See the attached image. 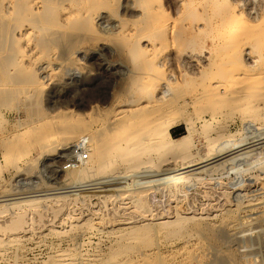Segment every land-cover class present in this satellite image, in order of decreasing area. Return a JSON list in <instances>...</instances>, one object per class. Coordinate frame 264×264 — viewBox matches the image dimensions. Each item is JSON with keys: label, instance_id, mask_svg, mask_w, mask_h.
I'll return each mask as SVG.
<instances>
[{"label": "rangeland", "instance_id": "rangeland-1", "mask_svg": "<svg viewBox=\"0 0 264 264\" xmlns=\"http://www.w3.org/2000/svg\"><path fill=\"white\" fill-rule=\"evenodd\" d=\"M151 1V12L157 17L154 28L168 24L177 30L183 28L185 43H190L185 44L186 51L171 37L154 43L155 66L147 70L143 81L154 85L147 98L136 102L138 91H129L135 72L125 39L135 32L136 18L128 14L141 13L136 6L138 0H98L102 8L94 20L88 21L86 30L78 28V15L69 3H64L66 11L59 15L60 27L43 34L48 35L49 49L39 59L37 75L43 82L40 93L34 89L24 93L19 84L15 87L19 94L0 99V264H49L59 253L68 254L70 264H264V117L261 122H249L252 109L247 111L248 117L243 111H226L217 116L208 112L196 114L202 105L198 101H203L200 94L204 87L215 85L218 79L217 83L228 85L229 92L252 87L257 82L254 75L264 72V0L218 1L223 7L235 5L231 11L234 16L240 14L247 21H258L256 39L247 42L252 48H244L252 51L245 59L248 68L244 70L240 65L243 73L228 72L229 75H225L226 66L219 64L221 54L212 49L211 38L215 34L208 24L213 18L207 17L210 14L200 7L206 0ZM155 6L159 8L153 11ZM190 11L195 15H190ZM183 57L195 62L194 68L180 66L178 61ZM203 58L204 63L197 62ZM208 60L213 67H209ZM43 63L51 67L47 69ZM12 71L10 67V74ZM152 76L156 80H150ZM160 93L164 98L156 99ZM256 101L243 102L253 106ZM150 103L151 107L166 104L165 107L179 110L169 129L173 139L186 134V123L193 129L194 146L188 164L182 166L179 174L187 176V180L170 190L161 188L162 171L172 167L164 163L161 170L143 169L129 179L113 175L111 166L105 179L85 177L72 182L77 167L68 169L66 164L73 149L80 140L106 129L110 116L107 110L118 114L125 110L134 115L146 104L149 108ZM170 115L171 112L166 117ZM79 122L87 127L84 134L76 137L72 129ZM219 125L224 131L227 129L229 138L209 149L205 135ZM210 135L214 136V132ZM140 190L153 214L179 210L186 213L188 220L181 219L183 223L180 220V227L174 225L176 229H163L153 221L138 225L140 218L135 222L128 214ZM112 219L122 222L117 231L110 230ZM80 222L89 226L76 228ZM134 223L140 227L137 237L118 240L117 233L134 227Z\"/></svg>", "mask_w": 264, "mask_h": 264}, {"label": "bare ground", "instance_id": "bare-ground-1", "mask_svg": "<svg viewBox=\"0 0 264 264\" xmlns=\"http://www.w3.org/2000/svg\"><path fill=\"white\" fill-rule=\"evenodd\" d=\"M97 1L98 0H0V99H10V97L15 96L16 93L19 94L18 91L15 89V87L19 84L23 85L22 92L24 93L30 89H34L37 92L39 91L38 93H40V90L43 87V82L41 83V81L38 78L39 74L37 75V72H38L37 70H39V59L44 55V53H46L45 51L49 49V44H48V39H47L48 35L44 37L43 34L48 33L50 30L52 31L53 29H56L57 27H60L58 19H59V15H61L63 11H66V9H64L62 5L64 3L65 4L69 3V5L72 6V9H74L76 14L78 15V21H76L77 23H75L76 25H78V28H80L81 30H86L90 26L88 25V23L91 22V20L95 19L96 12L98 13L99 8H102V6H100ZM149 1L151 0H138V3L136 6L139 8V10H141V13L139 14L129 13L128 14L132 18H136V21H134L136 23L135 32L131 34L130 37L125 39V46H126L127 53L129 56L128 58H130L129 62H132V67L134 69L135 76H136V77L134 76L130 80L129 91L131 92L138 91L137 97L139 99H136V102L141 101V99L147 98V94L150 92V89L154 86V85H152V87L150 86L151 82H148L150 84L148 83L144 84L143 81L146 80L145 78H147V77H144V75L147 73V70H150L149 69L150 67L155 66L154 59L155 58L157 59L156 57L157 48H156L155 42L164 41L168 37H171L174 40H177L178 42H180L181 44L180 48L181 49L183 48V50L187 49V48H184L186 47L185 44L190 43L188 41L187 43H185V40L187 39V37L186 36H185L186 38L184 37L185 29L183 28H181L182 30L180 29L177 30L173 28L175 27V25L174 26L172 25L173 26L172 27L173 29H172L170 26H168L169 24L164 25V26L160 25L159 28H157L156 26V28H154L157 17H156V14H153L151 12L152 8L150 6ZM218 1L219 0H206L205 2L203 1L202 5H200V7L203 8L204 13L205 11H207L210 14V15H207V17L212 16L213 18V21H209V24H208V28L212 30L213 34H215V38L214 39L211 38V40H213V43H214L212 49H213V52H218L219 54H221L220 55L221 60L218 59V61L220 60L219 64L221 66L222 65L226 66L225 68L226 70H224V68H221L226 72L225 75L228 72H230L229 74H232V72L236 73L237 71H240L241 73L242 69L239 68L240 65L244 68V70L248 68L245 65V59L248 56H250V53L252 51L250 52L248 50H244V48L246 45L250 46V44L247 43L249 42V40L256 39V34H257L256 26L258 24V21L256 19H253V20L249 19L247 21L246 19L241 18L240 14L237 17L234 16L235 14L233 13L234 12L233 8L235 5L232 4V6L226 5L225 7H223L224 5L221 6L220 5L221 2H218ZM99 3L101 4V1H99ZM108 4L109 3H107V5L105 6H108ZM185 4L187 5V3ZM156 6H155V9H153V11L156 10V8L160 7L159 3H158L159 7H156ZM160 10H162L161 7H160ZM232 10H233L232 13H233L234 18L230 17V15L232 14L231 13ZM195 12L198 13L196 10ZM184 14L185 13H183L182 15L184 16ZM188 15H189V12H188ZM188 15L186 16L189 17ZM190 15H195V13L193 11H190ZM198 15L200 14H197L196 16ZM184 18L186 17L184 16ZM184 18L183 20H185ZM204 18L205 16L203 17V19ZM69 19L71 18H68V20ZM209 20L211 19L209 18ZM207 21H208V18H207ZM194 22L198 24V21L194 20ZM165 24H167V22ZM205 24L207 25V23ZM64 25L65 24L61 25L62 28L65 27ZM191 25H192V22H191ZM187 27H190V26L188 25ZM260 29L258 30L260 31ZM126 32L127 30L124 32V34ZM261 32L263 31L261 30L260 33ZM185 35H186V31H185ZM259 39H258V42H260ZM261 39H262V42H264L263 40L264 38L261 37ZM253 42H254L253 44H255V41ZM175 44L177 43L175 42ZM157 45L159 46V44ZM161 47L163 48V45ZM250 47L252 48V46ZM261 48L259 47L260 51H261ZM255 50H256V47H255ZM260 51L258 53L259 55H260ZM181 52H184V51H181ZM261 52L263 56L262 58H264V47ZM253 53H254V50H253ZM213 59L211 57V60ZM189 60H190L189 58L183 57L179 59L178 62H179V65L180 64L191 65L194 68V65H192V63L195 64V62L189 61ZM205 61H206L205 59L204 61L202 59L197 60V62H199L200 64L204 63ZM207 62H208L207 64H209V67L210 66L213 67L212 66L213 62H210L209 60ZM215 63L216 62H214V64ZM200 64L198 66H200ZM10 67L14 70V72L12 71L13 73L11 72L12 74H10ZM47 69H45V71ZM49 71H51V69ZM198 71H199V68H198ZM43 72H44V69H43ZM251 72L253 73V71ZM251 72L249 75H252ZM261 72L262 71L254 75L257 78L256 79L257 82L252 87H244L243 86L244 82H243V85L242 83H240L243 87L237 88L236 90L231 91V92L226 90V87L228 89V85L225 86L226 84L225 85L220 84L221 82L217 83L219 79L217 80L215 85H210V86L205 85L206 87L204 88L202 86L204 84L203 83L201 85L203 88L201 90L202 93L200 94V100L203 99V101L199 102L198 101L199 97H198L197 99L198 105H200L201 103L202 105L200 107L196 105V107H198L196 109V112H197L196 114L202 115L208 112L209 114L217 116L220 114H225L224 112L226 111L227 113L228 111H231V113L233 111L247 112L252 109L251 111H253V115L252 113L251 114L249 113L250 116L251 115L252 116L248 117L249 115L247 112V115H244L245 113H243L244 117H248L249 122L263 121L262 117H264V72L263 73ZM207 74H206V77L208 76ZM246 75L245 77L248 76ZM153 76L151 77L150 80L155 79L153 78ZM249 77H252V76H248V78ZM46 78H47V73H46ZM220 78H221L220 81H223L222 80L223 77H220ZM247 84L245 85L248 86ZM160 94H161V97L159 98L156 97V99L164 98V97L162 98L163 93H160ZM244 99H258V101H256V103H254L253 106H250L249 104H247V102L244 105V102H243ZM130 102L134 103L133 100ZM193 103H197V102H193ZM143 104H145V102ZM147 105L148 104H146V107ZM164 105L161 107L160 106L151 107V103H150L149 108H146V107L139 108L137 110V113L134 115L130 114L128 111L127 113L125 110L121 111V113L118 114L114 110L111 111L112 110L110 109L111 107L108 108L110 109V111L107 110V113H109L110 116L108 117L109 121H107L106 129L103 132L101 131V133L99 134H94L91 136L89 135V137L82 139L84 140L83 142H85L86 144L87 151L89 149L90 150L88 151L87 159L83 161L81 165L77 166V174H76V177L72 180V182L79 181L85 177H91L94 179H102L107 175L106 172L108 171V168H110L111 166H114V170H112L113 175H116L118 177L123 176L129 179L130 177L132 178L137 172L143 169L145 170L146 169L148 170L149 169H160L164 163L165 165H168V164L172 165V167L167 170L162 171V173L160 171V173L162 174V176L160 175L161 176L160 178L162 179L159 183L161 188L170 190L172 188H176L178 182L187 180V176H182V175L180 176L179 174H180V169L182 168V166L185 165L186 163L188 164L189 160L187 161V159L190 156L191 154L190 152L194 146L192 143L193 129L190 123H186V134L183 135L179 140L173 139L169 133V129H170V125L175 123L176 118H174V116L179 110L171 106L165 107ZM139 106H140V103H139ZM128 110H130V108ZM170 112H171V115L166 117V115L169 114ZM76 124H75V127H73L74 129L72 128L71 129L73 130L72 133L76 137H79L80 135L85 133L87 126H83V124L80 122ZM262 125L264 126V123H262ZM225 131H224L223 125L222 126L219 125L217 127L213 126L211 130H209L208 133H206L205 135L206 141H207V147L210 149L216 143L222 141L223 139L229 138L225 134ZM212 132H214V136L210 135V133ZM6 146H10V144L6 143ZM137 197L138 198L136 199L135 203H133V207H132L133 210L131 213L128 214V216H130V219H133V221L135 222L138 221L137 218H140L138 221L139 223L138 225H140V223L142 224V222L150 223L153 221V222H156L161 227H163V229L165 228L164 226H169V227L172 226L174 227L173 229H176L174 225H178V227H180L181 223H183L182 222L183 218H184V221L185 219H187L185 215L186 213L181 212L179 210L178 211L165 210L167 211L165 212V214L163 213L161 214L159 212L158 213L156 212V214H153L154 212H152L148 204L146 205L147 203L145 201L146 198L144 199V194L142 191L138 194ZM112 220H113L111 222L112 228H110V230L117 231L118 229L117 227H119L122 224V222L121 220L120 221L114 220V219ZM180 220H181V223H180ZM85 223L86 222L80 224L76 228L81 229L84 226H89V223H87L86 225ZM134 224H135L134 227L132 226L129 229L122 230L119 233H117L118 240L129 239V238L135 239V237H137L136 232L139 230L137 229L139 226H137L136 223ZM161 227L159 228L161 229ZM142 233H143V230H142ZM2 254L3 252L0 251V256H3ZM49 264H70L69 255L65 253H61V254L59 253V255L54 256L50 260Z\"/></svg>", "mask_w": 264, "mask_h": 264}, {"label": "built area", "instance_id": "built-area-1", "mask_svg": "<svg viewBox=\"0 0 264 264\" xmlns=\"http://www.w3.org/2000/svg\"><path fill=\"white\" fill-rule=\"evenodd\" d=\"M87 156H88V151L86 149L85 142L79 141V144H76L73 149L71 159L66 164L67 168L74 169L75 167L81 165L82 162L87 159Z\"/></svg>", "mask_w": 264, "mask_h": 264}, {"label": "trees", "instance_id": "trees-1", "mask_svg": "<svg viewBox=\"0 0 264 264\" xmlns=\"http://www.w3.org/2000/svg\"><path fill=\"white\" fill-rule=\"evenodd\" d=\"M181 135V134H180Z\"/></svg>", "mask_w": 264, "mask_h": 264}]
</instances>
